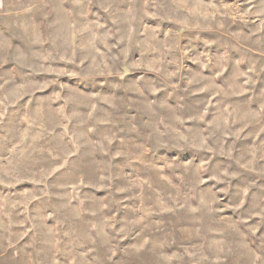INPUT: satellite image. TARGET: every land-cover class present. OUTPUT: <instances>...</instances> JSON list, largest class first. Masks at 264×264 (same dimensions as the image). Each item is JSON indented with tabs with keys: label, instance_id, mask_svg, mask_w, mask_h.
Here are the masks:
<instances>
[{
	"label": "rangeland",
	"instance_id": "1",
	"mask_svg": "<svg viewBox=\"0 0 264 264\" xmlns=\"http://www.w3.org/2000/svg\"><path fill=\"white\" fill-rule=\"evenodd\" d=\"M0 264H264V0H0Z\"/></svg>",
	"mask_w": 264,
	"mask_h": 264
}]
</instances>
